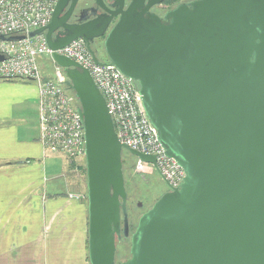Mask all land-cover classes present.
<instances>
[{
    "label": "water",
    "instance_id": "water-1",
    "mask_svg": "<svg viewBox=\"0 0 264 264\" xmlns=\"http://www.w3.org/2000/svg\"><path fill=\"white\" fill-rule=\"evenodd\" d=\"M69 1L30 36L45 34L79 102L90 264H116L129 235L123 151L156 164L119 140L90 71L56 52L84 38L104 63L92 47L104 35L108 61L137 81L166 154L186 171L140 216L121 264H264V0H183L163 15L151 7L164 0H115L110 13L76 21Z\"/></svg>",
    "mask_w": 264,
    "mask_h": 264
},
{
    "label": "crops",
    "instance_id": "crops-1",
    "mask_svg": "<svg viewBox=\"0 0 264 264\" xmlns=\"http://www.w3.org/2000/svg\"><path fill=\"white\" fill-rule=\"evenodd\" d=\"M38 100L35 81L0 80V264H90L88 201L45 150Z\"/></svg>",
    "mask_w": 264,
    "mask_h": 264
},
{
    "label": "built area",
    "instance_id": "built-area-1",
    "mask_svg": "<svg viewBox=\"0 0 264 264\" xmlns=\"http://www.w3.org/2000/svg\"><path fill=\"white\" fill-rule=\"evenodd\" d=\"M59 0H0V34L23 35L16 40L0 39V80L24 78L37 83L39 91V123L45 150L63 153L73 162L85 158V131L78 112L79 102L68 88L63 67L53 57L44 33L30 32L48 25ZM87 68L104 94L115 123L119 140L136 150L156 156L155 167L171 188L180 187L186 171L166 154L158 133L143 105L136 80L116 65L98 63L84 38H76L56 50ZM49 57L52 77L44 78L42 61ZM138 160V171L146 168Z\"/></svg>",
    "mask_w": 264,
    "mask_h": 264
},
{
    "label": "rangeland",
    "instance_id": "rangeland-1",
    "mask_svg": "<svg viewBox=\"0 0 264 264\" xmlns=\"http://www.w3.org/2000/svg\"><path fill=\"white\" fill-rule=\"evenodd\" d=\"M166 6L167 8H171L172 5L166 3ZM103 49L98 52V57L102 61H108V57ZM42 62H43L42 67H43L44 78L46 79L52 77L53 64L49 59V57L43 58ZM32 115L34 116L33 120L35 121V115L34 114ZM132 157L135 161H137V156L133 155ZM80 159H81L80 162L79 161L72 162L76 167L71 171L70 174L72 179L71 184L73 188L82 190V192L87 198V178H86L87 171L85 172L86 160L85 158H80ZM136 165L134 169L138 171ZM124 170H125L126 190L128 193V198L131 204V208L133 210L132 217L134 218V223L137 224L138 215L146 212L156 202V200L169 189V185L163 179L160 172L156 169L153 170L150 164H146V168L138 171V173L135 174L136 176L133 175L134 170L129 167V163L127 161L125 163ZM141 175H145L148 181L146 182L141 177ZM127 245L129 248L130 241L127 242ZM129 255H130L129 251L122 249L120 246L118 247L117 261L122 263L123 261H125L130 257Z\"/></svg>",
    "mask_w": 264,
    "mask_h": 264
},
{
    "label": "flooded vegetation",
    "instance_id": "flooded-vegetation-1",
    "mask_svg": "<svg viewBox=\"0 0 264 264\" xmlns=\"http://www.w3.org/2000/svg\"><path fill=\"white\" fill-rule=\"evenodd\" d=\"M114 1L115 0H102L101 4H97L96 0H70L68 5L66 6L65 11L68 10L73 5L74 12L77 14L76 18H73L74 21H76L79 18V16H81V15L86 16L88 18H92L94 13H107L108 14L112 10H114L115 9V7L113 6ZM130 1L131 0H126L125 8L129 5ZM166 3H167L166 0H164L162 3H159V4H156V5L152 6L151 7V11L156 12L159 15H163L166 10L170 9V8H167ZM169 5H171V4H169ZM171 7H173V6H171ZM116 20H117V17H115L113 19V21L110 24V27L115 23ZM104 39H105V35L102 36V37H99L92 44V47L99 52L100 50H102L104 48L102 46V44L104 42ZM98 52H97V54H98ZM104 62H106V61H104ZM123 153H124V157L123 158H126V161L129 163V167L134 170V172H133L134 174L133 175L136 176L135 174H137L138 171H136L134 169V167L137 164L138 160L135 161L133 159V157H132L133 155L130 152L129 153H125V150H124ZM124 165H125V163L123 161V169L125 168ZM155 169L156 168H153V170H155ZM124 174H125V170H124ZM141 177L146 182L148 181V179L145 177V175H141ZM169 190H171L170 186H169V189L167 191H169ZM127 206H128V216H129V235L125 236L124 234H122V239L117 241V252H118V245L121 242H123V240H127V239L132 237V234H133V232L135 231V229H136V227L138 225L139 218L142 215V214L138 215L137 224L134 223V218L132 217V211L133 210L131 208V204H130L129 198L127 200ZM122 219H123V216H122ZM123 226H124V223H123V220H122V229H123ZM117 252H116V255H117Z\"/></svg>",
    "mask_w": 264,
    "mask_h": 264
},
{
    "label": "trees",
    "instance_id": "trees-1",
    "mask_svg": "<svg viewBox=\"0 0 264 264\" xmlns=\"http://www.w3.org/2000/svg\"><path fill=\"white\" fill-rule=\"evenodd\" d=\"M181 0H166L167 3L171 4L172 6L173 5H176L178 2H180ZM42 66H43V62H42ZM43 69V67H42ZM18 80H27V79H24V78H17ZM125 153H129L127 150H125ZM123 157H124V153H123ZM126 157V156H125ZM123 161L124 163H126V158H123ZM125 166V165H124ZM87 171V169H85V172ZM87 178V177H86ZM130 241V247L128 248V245H127V242ZM131 238L127 239V240H123V242H121L118 247L120 246L122 249H125L127 251H129L130 255L131 256ZM129 249V250H128ZM116 264H121L119 261H117V255H116Z\"/></svg>",
    "mask_w": 264,
    "mask_h": 264
}]
</instances>
